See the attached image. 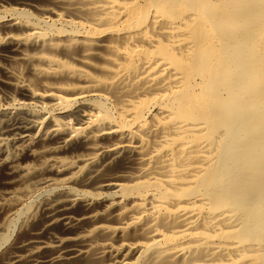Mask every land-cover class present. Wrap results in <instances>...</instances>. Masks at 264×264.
Instances as JSON below:
<instances>
[{"label": "bare ground", "instance_id": "obj_1", "mask_svg": "<svg viewBox=\"0 0 264 264\" xmlns=\"http://www.w3.org/2000/svg\"><path fill=\"white\" fill-rule=\"evenodd\" d=\"M12 1L0 42L42 67L39 90L17 87L35 118L0 113L5 140L38 161L40 133L41 151L87 170L43 199L0 264H264V0Z\"/></svg>", "mask_w": 264, "mask_h": 264}, {"label": "rangeland", "instance_id": "obj_2", "mask_svg": "<svg viewBox=\"0 0 264 264\" xmlns=\"http://www.w3.org/2000/svg\"><path fill=\"white\" fill-rule=\"evenodd\" d=\"M4 1V2H3ZM7 0H1L0 1V16L1 15H4V14H7L12 8H14L16 5H14V3H13V1L12 0H8L7 2H6ZM2 3V4H1ZM4 3L5 4H8V5H4ZM10 3H12L11 5H9ZM1 26H0V29H1V27H2V23L0 24ZM0 33H1V31H0ZM2 34V33H1ZM1 37L3 36V34L2 35H0ZM5 43V44H4ZM6 45V46H5ZM3 50H5L4 52H3ZM0 113H2L3 111H5V110H11L12 111V113L13 114H15V113H17V112H25V113H28L30 116L31 115H34V116H32L33 118H31V119H34L35 118V114H36V112L34 111L35 109L37 110V108L36 107H33L32 106V103H31V99L26 95L25 96V94H22L21 92L20 93H18V91H19V89L17 88L18 86H20V85H22V84H28L29 86L31 85V88H33V89H36V90H39L40 89V87L38 86L39 84H38V80L37 79H34L35 77H34V73H32L33 71V68H34V66L35 67H40V65H41V67H42V64H40L39 62H35V60L36 59H31V58H29L28 56H23V55H21V53L19 52V55H18V51H15V52H11V51H9V49L7 48V43L3 40V42L1 41L0 42ZM8 52V53H7ZM22 52V51H21ZM4 53H7V54H4ZM10 53V54H9ZM12 53H15V54H12ZM23 53H29V54H31L32 55V52H28V51H24V52H22V54ZM3 55V56H2ZM11 56V57H10ZM14 56V57H13ZM18 56V57H17ZM21 56V57H20ZM6 57V59H8V60H6V59H4ZM8 57V58H7ZM12 58V59H11ZM15 58V59H14ZM21 58H22V60H21ZM16 59H17V63H16ZM32 61H30V60ZM6 60V61H5ZM11 60V61H10ZM22 62H21V61ZM23 60H24V62H23ZM26 60V61H25ZM8 61V62H7ZM10 61V62H9ZM29 61V62H28ZM3 62V63H2ZM19 62V63H18ZM14 63H15V65H14ZM25 63H27V64H25ZM30 63V64H29ZM31 63H33V64H31ZM1 64H2V66H1ZM10 64H11V67H10ZM17 64V65H16ZM18 64H19V66H18ZM23 64V65H22ZM37 64H38V66H37ZM14 65V66H13ZM21 65V66H20ZM29 66V67H28ZM4 67V68H3ZM7 67H8V69H7ZM15 67V68H14ZM28 67V68H27ZM9 68H11V69H9ZM18 68V69H17ZM13 69H15L16 71H19V72H16L15 73V71L13 70ZM25 69V70H24ZM27 70V71H26ZM29 70H31V71H29ZM4 71V72H3ZM11 73H10V72ZM9 72V73H8ZM4 73V74H3ZM8 74V75H7ZM15 74V75H14ZM17 74V75H16ZM23 74V75H22ZM25 74H27V75H25ZM28 74H30V77H29V75ZM6 75V76H5ZM11 75V76H10ZM21 75L23 76V77H21ZM1 76H2V79H1ZM16 76V77H15ZM32 76V77H31ZM11 77V78H10ZM13 77V78H12ZM15 77V78H14ZM18 77V78H17ZM34 77V78H33ZM21 78V79H20ZM28 78V79H27ZM30 78V79H29ZM6 79V82L4 81ZM20 79V80H19ZM2 80V81H1ZM16 80H18V81H16ZM26 80V81H25ZM31 81V82H30ZM17 82V83H16ZM14 85V87H13V85ZM17 84V85H16ZM38 84V85H37ZM5 86V87H4ZM34 86V87H33ZM11 87V88H10ZM14 90H13V89ZM3 89V90H2ZM17 89H18V91H17ZM16 90V92H14ZM12 92V93H11ZM14 92V93H13ZM21 96H20V95ZM23 95H24V97H23ZM9 97V98H8ZM28 97V98H27ZM6 98V99H5ZM23 98V99H22ZM11 99V100H10ZM28 99V100H27ZM30 99V100H29ZM16 100V101H15ZM5 101V102H4ZM24 102V103H28L29 105H27L26 107H24V108H22V109H18V108H16L17 107V103H19V102ZM20 102V103H21ZM33 102V101H32ZM8 103V104H7ZM14 106H16V107H14ZM37 105H39L38 103H36ZM11 105V106H10ZM4 106H5V108H4ZM40 106H41V104H40ZM43 107L45 106V105H42ZM3 107V108H2ZM15 108V109H14ZM30 108V109H29ZM14 109V110H13ZM14 117V116H13ZM5 120H6V122H5ZM39 121V120H38ZM3 122H4V124H3ZM11 122V120L9 119V118H5V117H0V126H2L0 129H3V131L2 130H0V133H2V135H0V158H4V160H6V161H9V159L10 160H15L16 161V163H18L17 165H18V167L16 168V170H17V172L16 173H18V175H13V176H11V177H9V178H11L10 180L9 179H7V176H5V174L4 173H6V170H5V167L4 168H2L1 166H4L5 164H1L0 165V227H3V228H7L8 227V223H9V221L14 217V215H15V211L16 210H18L19 208H23L24 206H27V208L26 209H24V211H23V213L21 214V216L19 217V219L16 221L17 222V228H16V230H15V232H10V234H9V238H8V240L6 241V242H4L5 244H3L2 246H0V255L2 256V253H4L5 251H6V249H8L12 244H9V243H13L14 241H15V237L16 236H18V234H19V232L21 231L20 229L25 225H27V226H29V225H31V226H29V227H33V228H37V227H39V226H33L32 224H37V225H40V222H39V220H40V217L38 218L37 217V215L38 214H40V208H41V205L43 204V202L45 201V200H47L48 198H51L52 196H54V195H56L57 193H59L60 191H62L60 188H57V190H56V185L57 184H59V183H61L62 181H64L66 178H68L69 176L71 177L73 174H75V176H80V175H83L84 173H85V171L87 170V166L85 165V163H84V161H83V158L82 157H79V158H74V157H72L70 154H63L62 152H59V151H57V155H56V153L54 152V153H52V151H41V148H38L41 144L40 143H46L47 142V139H45V137H42L41 135H40V133L39 134H36V135H33L34 137H33V145L35 146V147H37V148H35L36 149V153H38V156H37V160L38 161H36V157H28V158H26V157H24V155H23V150L20 148V151H18L19 150V146L18 147H16L17 145H19L20 144V142L19 143H16V144H13V143H11L10 141L8 142V141H6L5 140V138L7 137L6 136V134L4 133V131H5V127H6V123L7 124H9ZM37 123V122H36ZM36 125V124H35ZM45 125V124H44ZM44 125H40V126H38V127H44ZM2 131V132H1ZM3 133H4V135H3ZM34 134H35V132H34ZM37 136V137H36ZM40 136V137H39ZM38 138V139H37ZM3 140V141H2ZM46 141V142H43V141ZM39 141V142H38ZM36 142V143H35ZM5 146H4V145ZM40 144V145H39ZM11 147H10V146ZM4 146V147H3ZM3 148V149H2ZM2 151H3V154H2ZM20 152H22V153H20ZM43 152V153H42ZM59 152V153H58ZM42 153V154H41ZM48 153H50V154H48ZM13 154V156H11ZM16 154V155H15ZM18 154H20V155H18ZM47 154H48V156H47ZM51 154H53V155H51ZM21 155H23V156H21ZM50 155H51V157H50ZM66 156V157H64V156ZM56 158H55V157ZM60 156H62V157H60ZM21 157V158H20ZM68 157V158H67ZM22 158H25V159H23L22 160ZM32 159V162H31V159ZM35 159V161H34V159ZM41 158H42V160H41ZM60 158V159H59ZM72 160H71V159ZM16 159H18V160H16ZM20 159V160H19ZM40 159V160H39ZM49 159V160H48ZM54 159V160H53ZM25 160V161H24ZM27 160H28V162H27ZM29 160H30V162H29ZM56 160V161H55ZM55 161V162H54ZM70 161V162H69ZM21 162H22V166H21ZM26 163V165H25V163ZM40 162V164H38ZM47 162H49V163H47ZM27 163H28V165H27ZM32 164V166L30 165V164ZM38 165H37V164ZM52 163H53V165H52ZM57 163V164H56ZM59 163H60V165H59ZM63 164V165H62ZM66 164V165H65ZM74 164V165H73ZM82 164V165H81ZM20 165V166H19ZM37 167H36V166ZM43 165V166H42ZM46 165H47V167H46ZM49 165V166H48ZM53 166V167H51V166ZM59 165V166H58ZM65 165V166H64ZM81 165V166H80ZM34 166V167H33ZM38 166H39V168H38ZM40 166H41V168H40ZM62 166V167H61ZM69 166V167H68ZM74 166V167H73ZM25 167V168H24ZM46 167V169H42V168H45ZM55 167V168H54ZM77 167V168H76ZM1 168H2V170H1ZM21 169V171H20V169ZM29 168V169H28ZM50 168V169H49ZM59 169V170H57V169ZM62 168L64 169V170H62ZM66 168H68V169H66ZM24 169H26V170H24ZM53 169V170H52ZM56 169V170H55ZM61 169V170H60ZM71 169V170H70ZM74 169V170H73ZM23 170V171H22ZM30 170V171H29ZM37 170V171H36ZM41 170H42V172H41ZM65 170H67V171H65ZM68 170H70V171H68ZM78 170V171H77ZM19 171V172H18ZM45 171H46V173H45ZM48 171V172H47ZM51 171H54V172H52V173H50ZM61 171V172H60ZM63 171H65V172H63ZM35 172H37V175H35ZM41 172V173H40ZM43 172H44V174H43ZM68 172V173H67ZM77 172V173H76ZM2 173V174H1ZM22 173H24V174H22ZM25 173H27V174H25ZM49 175H48V174ZM61 173V174H60ZM63 173V174H62ZM70 173V174H69ZM4 174V176H3V178H1V176ZM31 175V174H33V176H32V178L34 179H32V178H30V179H27L28 177H29V175ZM38 174H39V177H38ZM40 174H41V176H40ZM47 174V175H46ZM53 174V175H52ZM55 174V175H54ZM57 174V175H56ZM61 175V176H58V175ZM8 175V174H7ZM20 175L21 176H23V178L22 177H20ZM64 175V176H63ZM45 176H46V179H48V181L47 182H45L44 184H42L43 183V181H41L40 182V180L41 179H43V178H45ZM49 176V177H48ZM55 176H56V178H55ZM35 177V178H34ZM57 177H60V178H57ZM16 178V179H15ZM25 178V179H24ZM41 178V179H40ZM53 178V179H52ZM18 179H20V181L18 180ZM59 179V180H58ZM16 180V181H15ZM24 180H28V181H24ZM2 181H3V183H2ZM5 181H6V183H8V184H6L5 183ZM15 183H14V182ZM37 181H39V182H37ZM11 182H12V184H11ZM16 182H18L19 184H16ZM35 182H37V183H35ZM31 183V184H30ZM41 183V184H40ZM5 184V185H4ZM14 184V185H13ZM15 184H16V186H15ZM22 184V185H21ZM27 184V185H26ZM38 184V185H37ZM6 185H8L9 187H7ZM29 185H30V188H29ZM4 186H6V187H4ZM39 186H41V187H39ZM47 186V187H46ZM21 189H20V188ZM54 187V188H53ZM6 188V189H5ZM14 188V189H13ZM32 188H34V190L32 189ZM53 188V189H52ZM78 189H81V188H83V187H81V186H79V187H77ZM18 189V190H17ZM49 189V190H48ZM8 191V192H6L5 193V191ZM12 191V192H10V191ZM24 190H25V192H24ZM48 190V191H47ZM53 190V191H52ZM21 191V192H20ZM30 191V192H29ZM17 192V193H16ZM26 192H28V193H26ZM8 193V194H7ZM22 193V194H21ZM26 193V194H25ZM42 193V194H41ZM3 194V195H2ZM4 194H5V196H4ZM25 194V195H24ZM8 196V197H7ZM4 197V199H1V198H3ZM15 197V199H13ZM24 197V198H23ZM27 197H28V199H27ZM47 197V198H46ZM11 198V199H10ZM43 199H45L44 201H43ZM7 201V202H6ZM6 202V203H5ZM30 202V204L28 205V203ZM8 203V204H7ZM27 203V204H26ZM6 204V205H5ZM10 205V206H9ZM11 205H13L15 208L14 209H12V210H10V211H8L7 209H9L10 207H12ZM36 205V206H35ZM2 206V207H1ZM8 208H7V207ZM22 206V207H21ZM35 206V207H34ZM5 207H6V209H5ZM3 210V211H2ZM5 210H7L6 212H8V213H6V215H5ZM33 210V211H32ZM36 212V213H35ZM39 212V213H38ZM4 213V214H3ZM35 215H34V214ZM4 216H3V215ZM28 214H29V216H28ZM37 214V215H36ZM9 215H11V216H9ZM34 215V216H33ZM31 216H32V218H31ZM3 217V218H2ZM35 217V218H34ZM38 218V219H37ZM33 220V221H32ZM36 220V221H35ZM38 220V221H37ZM26 221V222H25ZM28 221V222H27ZM23 222V223H22ZM31 222H33V223H31ZM37 222H39V224L37 223ZM27 223V224H26ZM20 224V225H19ZM22 224V225H21ZM18 231V232H17ZM0 233H6V229H4V231H1L0 230ZM16 235V236H15ZM14 238V239H13ZM2 247V248H1ZM5 247H6V249H5ZM4 249V250H3ZM40 249H41V247L40 248H32L29 252H22V254H23V256H26L27 254H33V253H38L39 251H40ZM38 250V251H37ZM0 256V257H1Z\"/></svg>", "mask_w": 264, "mask_h": 264}]
</instances>
